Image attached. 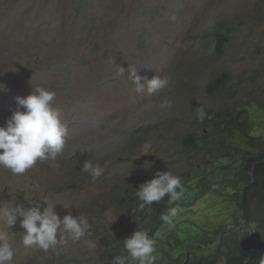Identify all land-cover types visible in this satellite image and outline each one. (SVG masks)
Listing matches in <instances>:
<instances>
[{
    "label": "rangeland",
    "instance_id": "374dc122",
    "mask_svg": "<svg viewBox=\"0 0 264 264\" xmlns=\"http://www.w3.org/2000/svg\"><path fill=\"white\" fill-rule=\"evenodd\" d=\"M214 32L230 36L220 58ZM132 66L142 78L166 77L167 86L136 92L127 78ZM223 74L225 85L209 92ZM0 84V126L16 97L35 87L56 93L53 105L68 126L55 162L38 160L18 175L0 166V206L38 202L43 210L47 200L61 219L85 214L92 233L85 239L94 244L69 239L60 255L25 248L19 218L10 229L0 223L16 240L12 264H111L116 255L127 257L124 241L143 225L135 193L157 172L170 171L185 186L201 176L218 180L245 163L253 174L264 163V0H0ZM165 99L170 108L160 107ZM199 108L234 120L237 153L208 155L209 148L216 152L215 130L197 119ZM188 135L192 142H184ZM87 160L105 169L95 181L82 171ZM225 193L229 201L208 196L183 217L210 237L232 226L264 238V177L251 205L256 223L246 224L232 191Z\"/></svg>",
    "mask_w": 264,
    "mask_h": 264
},
{
    "label": "clouds",
    "instance_id": "9594fccd",
    "mask_svg": "<svg viewBox=\"0 0 264 264\" xmlns=\"http://www.w3.org/2000/svg\"><path fill=\"white\" fill-rule=\"evenodd\" d=\"M119 71L123 75L125 69L119 67ZM127 71L129 73L127 78L136 85L135 90L138 93L146 92L148 95H153L168 84L167 78L159 75L151 79L142 78L137 74V68L134 66L129 67ZM4 87L0 84V90ZM55 96L54 91L44 87H35L26 97L17 96L16 109L5 125L0 126V166L10 170L13 175L24 174L33 168L38 160L55 162L58 154L64 150L68 126L62 119V110L53 105ZM160 107L170 108L171 101L165 99ZM205 116L203 108L197 109L198 120L202 122ZM143 147L149 149L151 142H146ZM50 166L58 167L55 163ZM82 171L88 173L95 181L105 169L87 160L83 163ZM183 193L181 178L170 171H164L157 172L152 179L140 185L135 195L141 201L138 205L139 209L143 210L146 205L158 203L165 196H168L170 203L175 202ZM44 202L47 206L43 207V210L38 202L28 208L19 204L0 206V223L10 229L17 224L19 218H22L19 219V224L24 233L20 243L25 248H38L44 251L52 249L56 255H60V246L66 244L69 239L73 242L84 240L89 247H94L90 240L85 239L92 234L91 224L85 214H80L78 217L67 214L61 219L54 211L53 205L47 200ZM179 211L178 206L171 207L167 214H162L160 218L171 225ZM155 245L156 241L149 237L147 230L139 228L124 241L127 257L116 255L111 264H125L126 259L138 264H155ZM16 250L14 236L10 237L7 231L0 228V264H12ZM260 264H264V256L260 258Z\"/></svg>",
    "mask_w": 264,
    "mask_h": 264
},
{
    "label": "trees",
    "instance_id": "16d2710c",
    "mask_svg": "<svg viewBox=\"0 0 264 264\" xmlns=\"http://www.w3.org/2000/svg\"><path fill=\"white\" fill-rule=\"evenodd\" d=\"M213 34L216 41L215 55L220 58L225 53L230 36L220 32H214ZM227 81L228 75L223 74L217 77L213 83L208 84L207 90L216 92ZM258 102V106L264 109V103L262 101ZM204 111L206 116L202 121L203 124L210 125L215 130L213 142L216 152L209 148L208 155L224 160L223 153L227 155L237 153L238 150L233 149V140L235 132L240 130L234 127V120L228 117L220 118V114L215 113L212 109H205ZM220 131H223V137L219 135ZM193 139L192 135H188L184 138V142H192ZM194 144L199 145L197 138ZM230 149L234 153L229 152ZM208 160L211 159L208 158ZM235 163L236 161L231 164L222 163L220 166L229 169ZM250 167L251 164L246 166L245 163L243 167L237 170H228L224 173V177L218 180L204 178V176H201L198 180L190 179L187 185L184 182V193L179 200L170 203L168 196H165L158 203L153 202L151 205H146L143 210L138 207L135 217L143 225L137 226L147 230L149 237L156 241L158 247H161L160 250L155 251V264H164L168 260L171 261V264H219L220 262H223V264H260V258L264 256V238L260 236L253 238L247 230L242 234H238L235 229H231L232 226H229V229H226L227 226L218 228L217 234L210 237L198 231L194 227V222L188 221L190 216L184 218L192 212L193 206L197 202H206L208 196L223 197L229 201L225 196V192L228 190L232 191L233 194H230V196L243 211L241 219L248 225L256 223L251 205L255 201L253 199L254 191L263 182L264 163H258L253 174L249 172ZM177 206L180 211L171 225L161 220L162 214H167L169 208ZM184 213L185 216L183 217ZM238 221L240 220L235 217L237 225H239ZM159 252L162 253L161 256L157 255ZM125 264L127 263L125 262Z\"/></svg>",
    "mask_w": 264,
    "mask_h": 264
}]
</instances>
